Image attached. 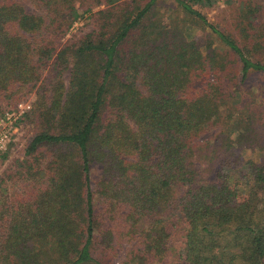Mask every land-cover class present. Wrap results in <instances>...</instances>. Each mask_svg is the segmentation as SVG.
<instances>
[{
	"label": "trees",
	"instance_id": "obj_1",
	"mask_svg": "<svg viewBox=\"0 0 264 264\" xmlns=\"http://www.w3.org/2000/svg\"><path fill=\"white\" fill-rule=\"evenodd\" d=\"M144 1L0 0V105L29 86L41 120L23 172L0 177V264H109L134 242L121 264H151L172 228L177 264H264V164L226 156L210 176L195 158L206 128L238 111L241 83L264 73V23L243 14L239 42L196 8L214 0H172L204 45ZM85 17L94 29L64 42Z\"/></svg>",
	"mask_w": 264,
	"mask_h": 264
},
{
	"label": "rangeland",
	"instance_id": "obj_2",
	"mask_svg": "<svg viewBox=\"0 0 264 264\" xmlns=\"http://www.w3.org/2000/svg\"><path fill=\"white\" fill-rule=\"evenodd\" d=\"M196 8L205 14L211 22L231 33L239 42L245 39L243 37L249 28L245 20L243 23V14L250 15V11H252L251 15L255 17L254 23H264V0H214L212 6L200 4L196 5ZM155 11L157 19H161L168 29L179 24L185 27V34L188 38H196L203 44H207L210 40L206 31L202 30L199 25L188 21L190 19L176 9L172 0H161L156 5ZM93 29L94 26L90 19L82 18L66 35L64 42L69 40L70 43H73ZM49 65L50 62L44 67L38 85L42 81L53 79L54 74L50 71ZM64 75L68 85L70 74L65 72ZM222 75L227 87L236 90V83L241 82L239 63L229 60L226 71ZM232 82L235 88L231 86ZM199 83L202 84V82ZM29 88V86H21V93L16 101H5L0 105V129L8 135L5 148L0 153V177L16 176L18 171L23 172L22 163L29 159L26 150L34 135L41 128V120L36 113L35 92L37 89L30 91ZM236 94L238 96V111L223 110V116L219 122L209 125L200 137V145L204 149L196 152L195 158L198 159V166L206 169L210 176L220 166V163H223L226 156L231 162L230 165L236 168L243 165V162H246L248 158L264 164V73H252L244 83H241L240 90L236 91ZM229 122L235 124L236 131L232 130L233 125L230 126ZM99 172L98 166L94 165L92 177L96 178ZM15 183L18 184L17 189L14 188ZM9 186H12L13 190H19L21 181L10 182ZM171 231L170 249L167 255L165 258L156 259L151 264H177L180 261L184 247L182 231L174 228ZM135 245H137L136 242L124 243L123 247L118 248L119 252L110 257L108 263L121 264L125 253Z\"/></svg>",
	"mask_w": 264,
	"mask_h": 264
},
{
	"label": "built area",
	"instance_id": "obj_3",
	"mask_svg": "<svg viewBox=\"0 0 264 264\" xmlns=\"http://www.w3.org/2000/svg\"><path fill=\"white\" fill-rule=\"evenodd\" d=\"M28 107H30V105H28ZM7 138L8 135L4 132V130L0 129V153L5 148Z\"/></svg>",
	"mask_w": 264,
	"mask_h": 264
}]
</instances>
